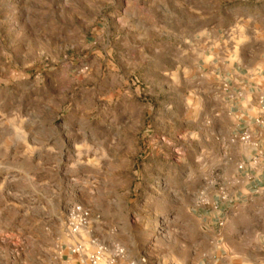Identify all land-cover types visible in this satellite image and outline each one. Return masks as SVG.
I'll return each mask as SVG.
<instances>
[{
    "label": "rangeland",
    "instance_id": "rangeland-1",
    "mask_svg": "<svg viewBox=\"0 0 264 264\" xmlns=\"http://www.w3.org/2000/svg\"><path fill=\"white\" fill-rule=\"evenodd\" d=\"M252 2L0 0V221L18 253L66 252L65 212L81 204L85 237L171 262L191 220L172 193L205 172L207 145L221 159L206 71Z\"/></svg>",
    "mask_w": 264,
    "mask_h": 264
},
{
    "label": "crops",
    "instance_id": "crops-1",
    "mask_svg": "<svg viewBox=\"0 0 264 264\" xmlns=\"http://www.w3.org/2000/svg\"><path fill=\"white\" fill-rule=\"evenodd\" d=\"M252 4L253 12L244 14L243 23L231 30L237 38L234 45H225L219 58L214 55L206 71L203 85L211 123L205 137L208 143L214 134L222 138L221 159L212 162L213 145H207L205 172L191 176L187 189L173 191L172 206L181 214L187 208L191 220L176 225L180 232L170 243L173 257L168 264H264V138L254 123L264 93V0ZM131 117L120 129L131 124ZM245 128L254 132L258 148L229 143ZM114 149L117 159L125 144L120 141ZM254 157L260 158V167L238 169ZM0 199L2 217L3 193ZM4 225L0 221V264H53V259L55 264H80L76 256L57 249L50 256L36 249L18 253L19 240L6 238ZM93 236L83 233L85 239Z\"/></svg>",
    "mask_w": 264,
    "mask_h": 264
},
{
    "label": "built area",
    "instance_id": "built-area-1",
    "mask_svg": "<svg viewBox=\"0 0 264 264\" xmlns=\"http://www.w3.org/2000/svg\"><path fill=\"white\" fill-rule=\"evenodd\" d=\"M224 87L227 88V85ZM260 105L259 114L254 119V123L259 129L260 136L264 138V93L260 96ZM229 143L251 148L259 147L254 132L249 128L232 135ZM247 167L251 169L260 167V158L254 157L248 164H240L238 169L244 170ZM216 210L220 211V208L216 207ZM90 218V210L81 204H71L65 212L66 234L70 240L66 251L76 256L80 264H148L146 258L132 256L120 243H106L97 238L85 239L83 233L89 225Z\"/></svg>",
    "mask_w": 264,
    "mask_h": 264
}]
</instances>
